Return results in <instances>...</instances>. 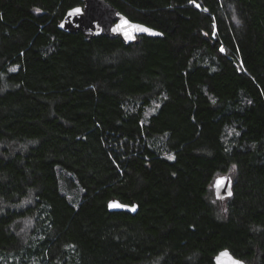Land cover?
Returning a JSON list of instances; mask_svg holds the SVG:
<instances>
[{
  "label": "trees",
  "instance_id": "obj_1",
  "mask_svg": "<svg viewBox=\"0 0 264 264\" xmlns=\"http://www.w3.org/2000/svg\"><path fill=\"white\" fill-rule=\"evenodd\" d=\"M107 1L164 36L0 0V264H264V0Z\"/></svg>",
  "mask_w": 264,
  "mask_h": 264
},
{
  "label": "water",
  "instance_id": "obj_2",
  "mask_svg": "<svg viewBox=\"0 0 264 264\" xmlns=\"http://www.w3.org/2000/svg\"><path fill=\"white\" fill-rule=\"evenodd\" d=\"M83 4L69 9L59 24L61 30L67 33H83L85 39L90 41L98 36H106L112 39L119 38L125 44L135 42L138 36L147 35L151 37H162L164 34L146 24L130 19L120 11L115 5L107 0H82ZM80 9L79 13L75 10ZM125 21L128 23L126 24ZM129 25H139L150 29L151 32L136 31ZM120 26V30H116ZM126 33H132L134 39H127ZM156 33V34H153ZM232 181L229 177H221L216 181V192L219 198L223 199L232 194ZM119 205V206H113ZM110 211H129L137 213L138 204H126L117 199L109 201ZM215 264H232V261H239L246 264L243 260L236 257L229 249L219 251L214 257Z\"/></svg>",
  "mask_w": 264,
  "mask_h": 264
},
{
  "label": "snow or ice",
  "instance_id": "obj_3",
  "mask_svg": "<svg viewBox=\"0 0 264 264\" xmlns=\"http://www.w3.org/2000/svg\"><path fill=\"white\" fill-rule=\"evenodd\" d=\"M191 2H194V0H191ZM196 6L199 7L198 4ZM80 11H81L80 9H76L75 10L76 13H79ZM125 23L127 24L128 22L125 21ZM129 27L135 29L136 31L151 32L150 29L144 28V27L139 26V25H129ZM116 30H120V26H118ZM153 34H156V33H153ZM126 38L127 39H134L135 37H134V35L132 33H126ZM229 195H231L230 192H229ZM113 206H119V205H113ZM232 264H241V262L232 261Z\"/></svg>",
  "mask_w": 264,
  "mask_h": 264
}]
</instances>
